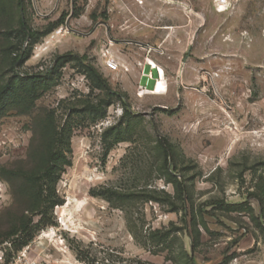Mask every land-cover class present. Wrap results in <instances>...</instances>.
Instances as JSON below:
<instances>
[{
    "label": "rangeland",
    "instance_id": "rangeland-1",
    "mask_svg": "<svg viewBox=\"0 0 264 264\" xmlns=\"http://www.w3.org/2000/svg\"><path fill=\"white\" fill-rule=\"evenodd\" d=\"M192 3L193 11L160 0H0V81L45 75L55 63L59 73L31 108L0 115V243L10 255L26 250L35 264L121 255L162 264L167 250L142 243L164 228L173 264L194 236L201 263L264 264V0H239L222 13L212 0ZM20 15L32 35L19 28ZM166 25L181 39L156 57ZM7 38L15 54L27 55L14 68L3 64ZM106 50L117 70L105 67ZM144 62L164 72L157 91V72L147 78ZM85 64L109 89L93 87ZM100 101L105 116L92 122L96 115L82 110ZM52 109L59 126L69 117L76 123L65 150L70 163L55 183L59 203L39 227L32 216L26 232L9 236L24 202L21 180L9 172L27 171L43 152ZM116 132L124 139L112 142ZM159 138L171 145L167 168Z\"/></svg>",
    "mask_w": 264,
    "mask_h": 264
},
{
    "label": "trees",
    "instance_id": "trees-1",
    "mask_svg": "<svg viewBox=\"0 0 264 264\" xmlns=\"http://www.w3.org/2000/svg\"><path fill=\"white\" fill-rule=\"evenodd\" d=\"M19 28L22 30L24 36L32 35L28 31V27L25 24L22 16L19 19ZM5 48V57L7 60L3 64H8L11 68H14L18 62H22L27 58V55L15 54L17 50V44L7 38ZM12 54H15L13 58H10ZM21 55V56H20ZM59 61V60H57ZM83 64V59L80 60ZM84 65V64H83ZM88 77L92 81V85L98 89H109L106 80L97 70L88 64H85ZM59 73L57 72L56 63L51 69L47 71L45 75L40 74H13L8 80L0 81V115L4 114L5 109L9 106L18 105L21 109L28 110L31 108L35 101L42 96V94L58 84ZM102 102L99 104H88L87 108L82 110L91 115H96L92 118V122L105 116V108L101 107ZM76 126L75 121L69 117L64 124L59 126L55 119V110H49L45 115L42 133L43 135V147L44 150L41 153H37L31 158V166L27 171L15 172L10 171V175L13 178L21 180L19 186H17L18 195L23 197L24 202L21 206V217L19 221L14 225V230L9 234L15 235L18 232H26L30 226L32 216H40L39 220L35 224L37 227L43 224L46 215L51 211L52 207L59 203L57 195L55 193V183L63 171L64 165L69 164L67 160L65 150H69V141L72 130ZM114 130V128H111ZM124 139L119 132H116L113 136L112 142H118ZM158 144L162 150L163 163L167 168L169 160L172 156V149L170 143L164 139L159 138ZM172 182L178 187L181 192L186 193L187 190L182 187V184L173 177ZM259 203L263 205V200L259 199ZM26 212V213H25ZM29 215V216H28ZM184 224L187 225L185 216L183 217ZM171 230L164 228H157L149 231L143 246H147L149 243L152 245L153 252L167 250L165 255V262L162 264H173L176 261L177 256L173 252L172 237H170ZM135 236V234H134ZM31 236H29L30 238ZM136 237V236H135ZM197 237L194 236L190 241V250L188 251L184 246H181L178 255L181 257V264H204L199 262L195 255V241ZM148 241V242H146ZM2 242V241H1ZM7 256H11L7 251ZM170 260V263L166 261ZM98 264H156L148 260H143L138 257H125L118 256L117 259L108 260L107 262H98ZM217 264H226L224 260Z\"/></svg>",
    "mask_w": 264,
    "mask_h": 264
},
{
    "label": "built area",
    "instance_id": "built-area-1",
    "mask_svg": "<svg viewBox=\"0 0 264 264\" xmlns=\"http://www.w3.org/2000/svg\"><path fill=\"white\" fill-rule=\"evenodd\" d=\"M193 1L195 0H160L162 4L178 7L188 11H193V6H192ZM212 1L215 11L217 13H222L227 11L232 6V4L237 3L239 0H212ZM159 53H163V51L160 50ZM105 57L106 59L103 62L105 67L109 70H117L119 64L116 61L115 57L112 54H110L108 50H106ZM147 64L150 66L151 69H155L157 72V77L154 79V84L156 85L157 78L160 77L158 67H154L152 64L148 62ZM143 74L150 79L153 77L151 72L147 74L144 73L143 71ZM7 245H8L7 242L0 243V264H35V261L27 256L26 250H22L20 252H17L16 254L7 256V250L5 248Z\"/></svg>",
    "mask_w": 264,
    "mask_h": 264
},
{
    "label": "crops",
    "instance_id": "crops-1",
    "mask_svg": "<svg viewBox=\"0 0 264 264\" xmlns=\"http://www.w3.org/2000/svg\"><path fill=\"white\" fill-rule=\"evenodd\" d=\"M152 10H153V12L151 13V15H154V8H152ZM160 28L163 30L162 31L163 32L162 33V36L160 37V39H155V40L157 42L156 44L157 45H160V48L162 47L163 53H158L156 55V57H160V56H164V55H168L169 56L170 54H169V52L167 51V48H166L167 44H169L170 42L173 43L174 41H178L179 42V40L181 39V36H178V32H176V31H174V32H168V31H166V30L169 29L168 25L162 26ZM168 38H169V41H168ZM150 58L153 59L152 57H150ZM153 60L156 61L157 64H159V62L157 61V59H153ZM145 65H147V62H144V64H142L143 71H144ZM153 70H155V69H151L150 71H148V73L151 72L152 75H153ZM155 86L156 85H154V87Z\"/></svg>",
    "mask_w": 264,
    "mask_h": 264
},
{
    "label": "bare ground",
    "instance_id": "bare-ground-1",
    "mask_svg": "<svg viewBox=\"0 0 264 264\" xmlns=\"http://www.w3.org/2000/svg\"><path fill=\"white\" fill-rule=\"evenodd\" d=\"M148 61V60H147ZM150 64H152L154 67H156V64L154 63V62H151ZM159 72H160V74H161V77L164 75L163 73V70L159 67ZM162 86V83H161V79H159V78H157V84H156V86H155V88L153 87V91H157V90H159V88ZM162 89V88H161ZM160 89V90H161ZM163 90V89H162Z\"/></svg>",
    "mask_w": 264,
    "mask_h": 264
}]
</instances>
